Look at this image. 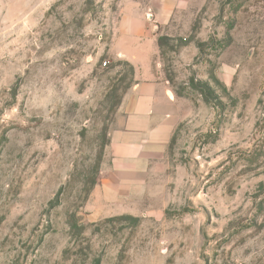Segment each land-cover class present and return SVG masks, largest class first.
<instances>
[{"label":"rangeland","instance_id":"374dc122","mask_svg":"<svg viewBox=\"0 0 264 264\" xmlns=\"http://www.w3.org/2000/svg\"><path fill=\"white\" fill-rule=\"evenodd\" d=\"M0 264H264V0H0Z\"/></svg>","mask_w":264,"mask_h":264},{"label":"crops","instance_id":"0c3cea01","mask_svg":"<svg viewBox=\"0 0 264 264\" xmlns=\"http://www.w3.org/2000/svg\"><path fill=\"white\" fill-rule=\"evenodd\" d=\"M132 92L122 109L123 128L112 132L109 143L111 155L121 153L138 158L144 147L162 148L175 127L173 108L159 83L146 81L137 84Z\"/></svg>","mask_w":264,"mask_h":264}]
</instances>
